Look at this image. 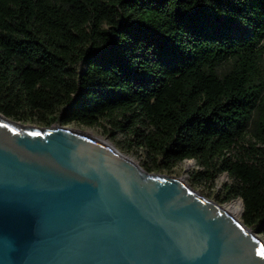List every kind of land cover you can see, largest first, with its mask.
I'll list each match as a JSON object with an SVG mask.
<instances>
[{
  "label": "trees",
  "instance_id": "1",
  "mask_svg": "<svg viewBox=\"0 0 264 264\" xmlns=\"http://www.w3.org/2000/svg\"><path fill=\"white\" fill-rule=\"evenodd\" d=\"M0 113L121 132L150 174L194 160V190L226 174L199 193L264 240V0H0Z\"/></svg>",
  "mask_w": 264,
  "mask_h": 264
},
{
  "label": "water",
  "instance_id": "2",
  "mask_svg": "<svg viewBox=\"0 0 264 264\" xmlns=\"http://www.w3.org/2000/svg\"><path fill=\"white\" fill-rule=\"evenodd\" d=\"M0 264H264V242L105 140L0 113Z\"/></svg>",
  "mask_w": 264,
  "mask_h": 264
},
{
  "label": "rangeland",
  "instance_id": "3",
  "mask_svg": "<svg viewBox=\"0 0 264 264\" xmlns=\"http://www.w3.org/2000/svg\"><path fill=\"white\" fill-rule=\"evenodd\" d=\"M29 125H32V124H29ZM107 126L109 129L111 128L110 125H107ZM69 127L79 129L83 132L90 133L94 137H97L101 140H105L110 145H112L115 149H117V151H119L121 154H123L129 158H132L138 165L145 160L142 152L137 148V146H135V143L131 142V144H132L131 149H129V148L126 149L123 147L126 145L125 143L127 142V140L125 138V135L122 134L121 132L112 131V133H113L112 136L108 137L105 130H104V127L100 126V125H95L94 127H88V128L87 127H79L76 125H69ZM197 169H198V167H197L194 160L184 161V162L178 163L174 167V173L171 175H168V176L180 178L184 182L188 183L190 175L194 171H196ZM226 183H229V179H228V176L226 174H223V175H220L213 182H210V183H204L203 182L202 184L198 185V188L196 189V191L197 192L201 191L207 195H210V194H213L217 191L220 192L222 185L226 184ZM210 200H213L214 202H216L214 199H210ZM234 201H240L241 202L240 198H237V199L232 200L228 203L220 204V205H222L223 207L228 206L229 203L234 202ZM242 213H243V210H242ZM242 213L239 216V220L241 219ZM263 242H264V240H263Z\"/></svg>",
  "mask_w": 264,
  "mask_h": 264
},
{
  "label": "bare ground",
  "instance_id": "4",
  "mask_svg": "<svg viewBox=\"0 0 264 264\" xmlns=\"http://www.w3.org/2000/svg\"><path fill=\"white\" fill-rule=\"evenodd\" d=\"M84 133H86L87 135H89V136H92V137H94L93 135H91L90 133H87V132H84ZM95 138H97V137H95ZM97 139H99V138H97ZM101 140V139H100ZM127 157V156H126ZM127 158H129V157H127ZM131 161H133L135 164H137L132 158H129ZM242 204V203H241ZM224 208V210L229 214V215H231L233 218H235V219H238L239 220V216L241 215V209L238 207V206H236V205H228V206H224L223 207ZM243 210V209H242Z\"/></svg>",
  "mask_w": 264,
  "mask_h": 264
},
{
  "label": "snow or ice",
  "instance_id": "5",
  "mask_svg": "<svg viewBox=\"0 0 264 264\" xmlns=\"http://www.w3.org/2000/svg\"><path fill=\"white\" fill-rule=\"evenodd\" d=\"M38 135V134H37Z\"/></svg>",
  "mask_w": 264,
  "mask_h": 264
}]
</instances>
